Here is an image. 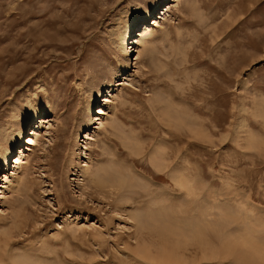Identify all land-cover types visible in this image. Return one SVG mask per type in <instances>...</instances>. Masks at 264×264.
<instances>
[{
    "label": "rangeland",
    "instance_id": "1",
    "mask_svg": "<svg viewBox=\"0 0 264 264\" xmlns=\"http://www.w3.org/2000/svg\"><path fill=\"white\" fill-rule=\"evenodd\" d=\"M165 10L136 51L135 32ZM103 103L112 112L100 126ZM30 106L50 119L31 144ZM19 127L28 157L14 146L4 166ZM176 166L189 191L174 186ZM129 170L176 191L171 209L156 210L153 189L128 182ZM20 172L0 193L1 260L264 264V0H0V186ZM150 211L203 239L194 233L202 240L185 250L171 224H147ZM137 220L161 232L156 244L135 241ZM137 249L182 255L150 262Z\"/></svg>",
    "mask_w": 264,
    "mask_h": 264
},
{
    "label": "bare ground",
    "instance_id": "2",
    "mask_svg": "<svg viewBox=\"0 0 264 264\" xmlns=\"http://www.w3.org/2000/svg\"><path fill=\"white\" fill-rule=\"evenodd\" d=\"M167 10H165L164 12H162L160 15H156L153 19H151L152 20V23L150 24V22H143L142 23V25L139 27V29L135 32V39H136V41H135V45H136V51H140V49L142 48V47H144V45H146L149 41H150V39L154 36V33L156 32L157 33V31H154L153 30V26L154 25H156V23H158L159 21H160V19L161 18H164V15H165V12H166ZM143 12V11H142ZM146 11H144L143 12V14L144 15H146V13H145ZM147 16V15H146ZM131 25H132V22H130V21H127V29H126V31L124 32V35L123 36H120V40L123 42V44L125 45V43L128 41V40H130L131 38H129V39H127V37H128V35H129V30H130V28H131ZM159 32V31H158ZM166 34H167V31H165V30H162L160 33H159V38L160 39H162L164 36H166ZM158 38V39H159ZM131 43L133 44V41H131ZM153 43H154V41H153ZM134 50V49H133ZM129 50H127V48L126 47H124V56H123V60H119V68H120V70L122 69V70H126L127 69V62H128V57H129ZM131 60V59H130ZM129 64V63H128ZM129 67V66H128ZM125 72V71H124ZM98 92V91H97ZM98 97V96H97ZM97 97H93V98H97ZM100 100V99H99ZM111 100V99H110ZM98 101V100H97ZM104 101L105 102H107V101H109V96H107V98H105L104 99ZM112 102V101H111ZM110 102V103H111ZM91 101H89L88 102V104H87V107H86V113L89 115V112H91L92 111V105H91ZM113 103V102H112ZM109 107V106H108ZM107 106H105L104 105V103L102 104V106H100L99 108H98V112H97V115L98 114H100L101 116L99 117V118H97L98 119V125H103L102 123L105 121V116L107 117V118H109L110 119V117H111V110L108 108ZM111 108V107H110ZM109 110V111H108ZM112 110H113V108H112ZM38 114H39V111H38V109L36 108V107H34V106H30L29 107V112L24 116V119H23V124H25L26 123V120H29V119H31V120H34V121H37V123L34 125V128L30 131V136L29 137H27V140H28V142L31 144V143H34V142H36L37 141V139H38V137H37V135L38 134H40L41 132V130H40V128H41V123H48L49 122V118L47 117V118H42V117H40V115L38 116ZM164 114V113H163ZM162 114V115H163ZM164 116V115H163ZM39 119V120H38ZM47 119H49V120H47ZM104 120V121H103ZM181 120V119H180ZM52 121V120H51ZM184 122V121H183ZM194 122V121H193ZM105 124V123H104ZM113 124V123H112ZM116 124V123H115ZM179 124V123H178ZM185 124H186V122H185ZM187 124H189V123H187ZM191 124V123H190ZM193 124V123H192ZM114 125V124H113ZM197 125H199L198 123H197ZM197 125H195V127L197 126ZM112 126V125H111ZM190 126V125H189ZM113 127V126H112ZM115 127V126H114ZM192 127H194V126H192ZM198 127V126H197ZM116 129V128H115ZM23 130H24V128L22 127V128H15V130L13 129V131H12V141H11V145H10V147L9 148H5L6 149V151H4L5 153H3L2 154V156H1V162L4 164V166L5 165H7L8 164V161H9V158H11L10 157V154L14 151L13 149H14V146H16L17 148L18 147H20V148H22L21 149V151H20V157H19V160L20 159H22V160H24V159H27V157H28V155L25 153V150L23 149L24 148V145H25V141L22 139V133H23ZM127 136V135H126ZM126 140H128V141H131L132 142V140H130L129 139V136H127L126 138H125ZM27 142V141H26ZM131 142H129V143H131ZM13 150V151H12ZM158 152H157V156H154V158H156V159H158V161L159 162H162V160H163V153L160 151V149L159 150H157ZM160 151V152H159ZM151 158V157H150ZM155 159V160H156ZM22 160H20V162L22 161ZM157 161V160H156ZM152 164H155L154 163V161L152 162ZM85 165V164H84ZM115 166V165H114ZM155 166H157L156 164H155ZM161 166L162 165H158L157 167H158V169L160 168L161 169ZM88 167V166H87ZM164 167V166H163ZM130 168V167H129ZM132 170V169H131ZM131 170H129L128 171V174H126L127 176V180H128V182H131L132 181V179H137V181H141V183H142V185H143V187L146 189V188H149V190L152 188L153 190H150V192H151V196L150 197H148L149 198V202H151L152 204H153V206L155 205L156 207H157V209H156V207H154L156 210H158L159 212H164V209H167V211H168V209H171V204L173 203V198H174V200L176 201V199H177V197L179 196V195H177V197H176V194L174 193V192H176V191H174L173 190V188H172V190L173 191H171V193L170 192H168L164 187H161V189H158V188H155L156 186H155V183H154V181H152V180H146V179H144L141 175H139L137 172H131ZM134 170V169H133ZM164 170V169H163ZM175 170V171H174ZM173 171H174V173L172 174V180L173 181H175V183H174V186L176 185L178 188H180V189H184L185 191H189L190 190V187L192 186V184L193 183H191L190 181L191 180H189V179H187L186 177H184V175L181 173V170L179 171V168H178V166H176V169H174ZM85 172L89 175V176H92V175H94V172L92 173L89 169H85ZM22 173L23 172H20L19 174H17L16 176H14L11 180H8V181H6V184H2L0 187L2 188V191H0V193L2 194V193H4L6 190H9V189H11V190H13V188L15 189L17 186H19V184H20V181L23 179V177H22ZM171 176V175H170ZM126 177H125V179H126ZM182 177H184V180H182ZM91 178V177H90ZM101 178V177H100ZM190 178V177H189ZM96 179V178H95ZM186 179V180H185ZM91 180V179H90ZM94 180V179H93ZM101 180V179H100ZM96 181V180H95ZM95 181H93V182H95ZM136 181V180H135ZM101 182V181H100ZM103 182V181H102ZM109 183V182H108ZM95 184V183H94ZM96 184H98V183H96ZM101 184V183H100ZM103 184V183H102ZM104 184H105V182H104ZM119 184V183H118ZM135 184V183H134ZM191 184V185H190ZM107 186V185H106ZM97 187V186H96ZM101 186H99V188H100ZM155 188V191H154V188ZM109 188H111V187H109ZM96 189V188H95ZM191 189H192V187H191ZM113 191V190H112ZM179 192H180V190H179ZM105 197V196H104ZM107 198V197H106ZM146 200H148V199H146ZM165 201H167V202H165ZM150 203V204H151ZM167 203H169V204H167ZM145 204V203H144ZM146 204H148V202H146ZM150 206V205H149ZM150 207H152V206H150ZM150 210V209H149ZM152 211H153V209H152ZM156 212L155 211V213H158V215L157 216H155L154 214H152L151 213V211L149 212V213H151L150 215H147L148 217L147 218H149V219H147V224H150L151 222H152V224H154V223H157V222H161L162 224H160L159 226H166V223L168 222V217H165V215H163V214H161V213H159V212ZM169 213V212H168ZM144 214H146V213H144ZM166 214V213H165ZM209 216H210V214H208L206 217H205V226H207L208 225V228L207 229H209L210 230V228H209V226H211L212 225V222H211V220H210V218H209ZM135 217H133V219H134ZM138 218V217H137ZM140 218V217H139ZM164 218H167V220L166 221H164ZM174 218V217H173ZM136 220V219H135ZM170 220V219H169ZM151 221V222H150ZM171 221H172V219H171ZM171 221H169L168 223H167V225L168 224H171V225H169V226H171V227H173V228H171V229H173V232H175L174 234H173V236L174 235H176V234H178V236H181V234L183 235L182 237L184 238H187L188 240H186L187 242H186V248H185V250H188L189 248H191V246L193 247V248H195V245L197 246V242L195 241V239H198V241L201 239V238H199L200 236H202V233L201 234H199V232L197 231V229H196V231H194L195 230V228H192V229H190L189 227V229L190 230H185L184 228H182L180 225H178L177 223H179V222H175V224L174 223H172ZM149 222V223H148ZM144 221L143 222H139V220H137L136 221V238H135V241H142V243H144V245H152V244H156L157 242L155 241V240H152L151 238H153V237H155L156 235H158V233L157 234H154L153 235V230H151L150 228H149V226L147 225ZM163 224H165V225H163ZM180 224V223H179ZM168 226V227H169ZM189 226H191V225H189ZM149 229H148V228ZM167 227V226H166ZM167 227V228H168ZM159 228H161V227H159ZM170 228V227H169ZM168 228V231H170L171 229H169ZM187 228V229H188ZM156 229H158V228H156ZM153 233H152V232ZM159 231H161V230H159ZM206 231V230H205ZM207 232V231H206ZM156 233V232H155ZM160 233L161 232H159V235H160ZM163 233V232H162ZM166 233V232H165ZM194 233H198V235H200L199 237H196L195 238V234ZM167 234V233H166ZM7 235V234H6ZM158 235V236H159ZM171 235V234H170ZM197 235V234H196ZM197 235V236H198ZM8 236V235H7ZM157 236V237H158ZM177 236V235H176ZM177 236V237H178ZM209 234H208V232H207V234L204 236L205 237V241H202L201 243H206L205 244V246H204V249H205V251L206 250H208L209 249V245H210V239H209ZM9 237H10V235H9ZM166 237V236H165ZM161 238V237H160ZM159 238V239H160ZM137 239V240H136ZM152 240L151 242H148L149 240ZM202 239H203V236H202ZM201 239V240H202ZM164 240V239H163ZM168 240V239H167ZM156 242V243H153V242ZM164 242V241H163ZM197 244H196V243ZM174 243H179V241H176V242H174ZM173 243V244H174ZM200 243V242H199ZM139 244V243H138ZM169 245H170V243H168ZM168 245V246H169ZM172 245V244H171ZM176 245V244H175ZM180 245H183L182 243H179V246H178V248L180 247H182V246H180ZM200 245V244H199ZM127 246V245H126ZM141 246V245H140ZM159 246V245H158ZM173 246V245H172ZM116 247V246H115ZM139 247V246H138ZM159 247H161V246H159ZM173 247H176L177 248V245L176 246H173ZM202 247V246H201ZM147 248H149L148 246H147ZM178 248H177V252H178ZM249 248V247H248ZM251 248H252V250H253V247H251L250 246V250H251ZM146 249V248H145ZM145 249H143V250H145ZM173 249V248H172ZM149 250V251H148ZM148 250H145L144 252V254H143V251L142 250H138L137 249V251H136V253H138V254H140V257L141 256H144L145 257V259H150V262L151 261H155V262H159V263H161V262H163V263H165V262H176L177 261V257L178 256H180V255H182V254H178V256L176 257V256H174L173 255V253H170V251H169V253L171 254V256H170V254L169 253H165V252H163V251H158V249H156V252L155 253H153L150 249H148ZM161 250H162V248H161ZM170 250V249H169ZM176 250V249H175ZM174 250V251H175ZM192 250V249H191ZM203 250V249H202ZM155 251V250H154ZM181 251V250H180ZM183 251V250H182ZM195 251V250H194ZM147 252V253H146ZM204 252V251H203ZM209 252V251H208ZM49 253V252H48ZM179 253V252H178ZM205 253V252H204ZM148 254V255H147ZM150 254V255H149ZM156 254V255H155ZM14 256L13 257H16L17 255H16V253L15 254H13ZM16 255V256H15ZM27 255V254H26ZM58 255V254H57ZM192 255V254H191ZM193 255H195L194 253H193ZM192 255V256H193ZM59 256V255H58ZM173 256V257H172ZM20 257V258H19ZM17 256L16 258H12V261H6V260H1L0 259V264H42V260H41V263H40V261H39V259H37V257H34V258H31L30 259V257L28 258V257H26V256H24V257H21V255L20 256ZM26 257V258H25ZM143 257V258H144ZM176 257V258H175ZM195 257V256H194ZM142 258V257H141ZM142 258V259H143ZM10 259V258H9ZM61 259V258H60ZM44 260V259H43ZM146 260V261H147ZM181 260V259H180ZM192 260H194V262H195V258H193V259H191V261ZM47 261V260H46ZM9 262V263H8ZM52 262V261H51ZM60 263H61V261H59ZM144 263V262H143ZM141 261H139V264H143ZM43 264H45V262H43ZM46 264H48V261H47V263ZM51 264V263H50ZM152 264V263H151ZM166 264V263H165ZM190 264H194L193 262H191ZM202 264V263H201Z\"/></svg>",
    "mask_w": 264,
    "mask_h": 264
}]
</instances>
